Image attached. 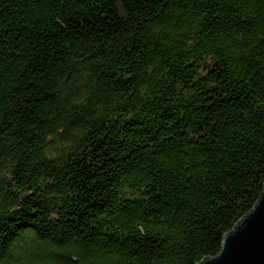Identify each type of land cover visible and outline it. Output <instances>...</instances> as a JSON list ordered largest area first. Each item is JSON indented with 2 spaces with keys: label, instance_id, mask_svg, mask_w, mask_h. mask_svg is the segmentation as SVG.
<instances>
[{
  "label": "trees",
  "instance_id": "16d2710c",
  "mask_svg": "<svg viewBox=\"0 0 264 264\" xmlns=\"http://www.w3.org/2000/svg\"><path fill=\"white\" fill-rule=\"evenodd\" d=\"M264 182V0H0V264H198Z\"/></svg>",
  "mask_w": 264,
  "mask_h": 264
},
{
  "label": "water",
  "instance_id": "95a60500",
  "mask_svg": "<svg viewBox=\"0 0 264 264\" xmlns=\"http://www.w3.org/2000/svg\"><path fill=\"white\" fill-rule=\"evenodd\" d=\"M198 264H264V182L254 207L222 237L218 254Z\"/></svg>",
  "mask_w": 264,
  "mask_h": 264
}]
</instances>
